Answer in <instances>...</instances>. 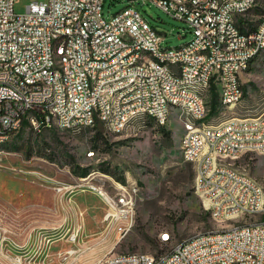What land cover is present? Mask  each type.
<instances>
[{
	"label": "built area",
	"instance_id": "obj_1",
	"mask_svg": "<svg viewBox=\"0 0 264 264\" xmlns=\"http://www.w3.org/2000/svg\"><path fill=\"white\" fill-rule=\"evenodd\" d=\"M19 0H0V127H7V134L0 139H9L27 123L34 129L51 128L53 124L64 123V129H93L101 124L100 112L109 111L107 93L118 96L121 116L112 119L116 133L135 134V129H144L139 120V128H125V119H131L136 108H146L156 113V119L164 116V101L174 98V107L184 105L189 108L188 136L193 140V150L183 149V162L192 164L204 160V167L213 157H197L196 147L206 145L199 141L193 113L203 112L193 94L183 92L186 80H206L213 86L221 109L234 107L235 81H241L243 58L247 52L262 57L264 48V12H261L262 30L250 39H239V32H230V24L242 26L251 24L257 5L264 0H231V4L216 11L217 0H198L200 10H191V0L187 6L170 5V0H129L151 3L171 17L183 21L191 33L192 47H187L186 55L161 56L160 67L145 71V60H138L139 48L163 47L161 35L132 5L123 9V15H113L105 19L102 13L104 0H32L23 13H16L15 4ZM224 15H233V22H224ZM56 33H63L61 55L71 54L67 62V75L47 76L43 62L55 63V57L48 53V44ZM227 36V44H219V37ZM184 45V44H183ZM197 47L209 48V57L193 60L190 50ZM264 70V62L261 67ZM163 72H173V80H164ZM94 77H101V84H94ZM128 79L137 80L134 91H126ZM50 88H58V96L50 97ZM243 98V94H242ZM51 107L59 108V115H51ZM222 120L217 152L229 154L232 149L247 151L255 144H264V138L251 139L248 132V117H228ZM224 124H232L231 132H223ZM258 125H264V118ZM264 152V151H263ZM93 151L87 153L92 156ZM222 165V164H220ZM226 167V172L233 171ZM200 179V187L208 190H235L225 181V177L212 179L195 171ZM243 179H250L258 187L259 201L255 216H248V210L240 206V198L230 201L228 216L232 209H240L242 220L236 221L231 232L198 233L177 242V249L159 254H150V259H142V253H117V257L100 260L94 264H264V196L263 186L243 173ZM120 191H107L89 186L105 206L103 221L122 239L134 225L135 205L128 204V197ZM131 185L133 184H126ZM194 187V193L200 191ZM249 197L250 194H249ZM206 202H209L206 199ZM207 215L220 216V206L204 209ZM227 216H225V222ZM174 237L165 232L158 237L163 242ZM3 239L0 237V243Z\"/></svg>",
	"mask_w": 264,
	"mask_h": 264
},
{
	"label": "rangeland",
	"instance_id": "obj_2",
	"mask_svg": "<svg viewBox=\"0 0 264 264\" xmlns=\"http://www.w3.org/2000/svg\"><path fill=\"white\" fill-rule=\"evenodd\" d=\"M31 1L19 0L15 12L23 13ZM128 5L164 36L163 47H179L191 39L183 21L149 2L104 0L103 16L108 20ZM261 67L254 63L241 76L243 98L231 109H221L208 91L204 100L209 113L198 126L264 113ZM170 113L163 127L153 123L137 135L104 129L99 136L91 129L72 134L56 126L34 129L27 123L0 144V264H94L110 252L159 254L195 234L231 225L228 220L213 221L202 211L193 187L197 161L195 170L182 161L181 112ZM90 151L94 154L87 156ZM227 163L264 190V154L248 152ZM120 184L136 193L131 197L134 225L118 241L89 186L119 191ZM162 231L174 235L171 245L158 242Z\"/></svg>",
	"mask_w": 264,
	"mask_h": 264
},
{
	"label": "bare ground",
	"instance_id": "obj_3",
	"mask_svg": "<svg viewBox=\"0 0 264 264\" xmlns=\"http://www.w3.org/2000/svg\"><path fill=\"white\" fill-rule=\"evenodd\" d=\"M231 4V0H217L216 11H223V8ZM170 5L187 6L188 0H170ZM133 10H137L133 7ZM191 10H200V3L198 0H191ZM261 12H264V5H257V12H254L251 24L242 26L239 29V24H230V32H239V39H250L254 35L259 34L262 30V18ZM115 15H123V9ZM224 22H233V15H224ZM219 44H227V36L219 37ZM63 46V33H56L52 41L48 44V53L51 57H55V63L43 62V69H46L47 76H54V74L60 73V75H67V62L71 61V54L61 55V48ZM187 47H192V40H189L184 45L179 47H160L158 48V54L153 53V47L139 48L138 60H145L147 58V64H145V71H152L153 67H160L161 56H178L186 55ZM190 57L193 60H203L209 57V48L197 47L190 50ZM261 63L263 66L264 62V48L262 57H257L254 52H247L243 58L242 75L247 73L254 63ZM3 65V58H0V66ZM264 75V70H262ZM164 80H173V72H163ZM94 84H101V77H94ZM137 88L136 79H128L125 83L126 91H134ZM213 86L208 84L206 80H186L183 84V92L193 94L198 100L201 110L206 112L205 109V94L212 90ZM214 90V89H213ZM58 96V88H50V97ZM242 97V84L241 81H235V93H234V105L241 100ZM108 110L100 112L101 124L104 127V131L108 133H116V127L112 119H117L121 116V108L118 107V96L114 93H107ZM174 107V98H167L164 101V116L161 120L156 119V113L151 112L146 108H136L131 113V119H125V128H139V120L143 121V128L148 129L151 123L157 126L163 127L170 116L171 109ZM181 112V121L185 134L182 139V148L186 150H193V140L188 136L187 125L184 122L186 118H189V108L184 105H177L176 108ZM51 115H59L58 107H51ZM205 114L193 113L192 121L196 122V131L199 134V141L206 143V145H199L196 147L197 157H205L206 155L213 157L215 163H211L204 167V160H198L196 165V171H202V175H210L212 173V179H220L225 177V181H229V185L238 193L240 198V206H244V210H248V216H255L256 204L254 201H259V191L255 184L250 182V179H243V173L238 171L227 163L228 158L235 159L239 155L256 152L264 154V144H255V147H249L247 151L239 149H232L229 154H222L217 152L220 148V141H213V136H219V129H212L206 131L208 128H221L222 120L214 125H201L198 126L200 121L203 119ZM264 118V113L248 117V132L251 134V139L264 138V125H258ZM60 130H64V123L53 124ZM90 130L89 128H71L69 132L72 134H80L84 131ZM144 129H135V134L143 132ZM232 124H224L223 132H231ZM0 134H7V127H0ZM8 139H0V144L4 143ZM222 164V165H220ZM229 166L233 171L226 172V167ZM247 176V175H246ZM200 187V179H194V186ZM120 191V190H119ZM235 192L233 191H222V190H208L207 187H200V191L196 193L201 202H204V206L208 209H212V206H220V216H215V220L225 221V216L229 222H233L231 225L221 228L220 230L210 232H231L235 229L236 221L242 220V213L240 209H232L231 216H228V208H230V201L235 199ZM122 193L125 195H132L128 189L122 188ZM249 194L251 197H249ZM264 196V190H263ZM208 199L209 202H206ZM128 204H133L131 197H128ZM213 219V215H209ZM226 220V221H227ZM168 231H162L158 237ZM1 237V236H0ZM4 242V238L1 237ZM3 242L0 243V247L3 246ZM161 245L169 246L173 243V237H167L165 241L159 242ZM171 249H177V244L173 243ZM70 253H73L70 251ZM117 257V253H107L100 260H108L110 258ZM142 259H150V254L142 253ZM1 263V262H0Z\"/></svg>",
	"mask_w": 264,
	"mask_h": 264
},
{
	"label": "trees",
	"instance_id": "obj_4",
	"mask_svg": "<svg viewBox=\"0 0 264 264\" xmlns=\"http://www.w3.org/2000/svg\"><path fill=\"white\" fill-rule=\"evenodd\" d=\"M212 93L214 94V97L216 98L217 96H216V94L214 93L213 88H212ZM210 112L213 113V112H214V108L210 109ZM103 129H104L103 125L100 124V123H97V124L94 126V128L91 129V130H94L95 133H97V135L99 136V135L102 133Z\"/></svg>",
	"mask_w": 264,
	"mask_h": 264
},
{
	"label": "crops",
	"instance_id": "obj_5",
	"mask_svg": "<svg viewBox=\"0 0 264 264\" xmlns=\"http://www.w3.org/2000/svg\"><path fill=\"white\" fill-rule=\"evenodd\" d=\"M172 111H176V109H171V112ZM178 111V110H177ZM171 114V113H170ZM151 124H153V123H151ZM182 132H183V127H182ZM183 134V133H182ZM182 134H181V136H182ZM180 139H181V137H180ZM179 145H180V140H179ZM196 161H198V160H196ZM98 197V201H99V210L101 211V214H102V217H103V215H104V213H105V206H104V202H103V200L99 197V196H97Z\"/></svg>",
	"mask_w": 264,
	"mask_h": 264
}]
</instances>
